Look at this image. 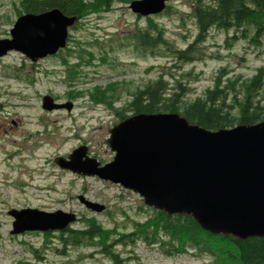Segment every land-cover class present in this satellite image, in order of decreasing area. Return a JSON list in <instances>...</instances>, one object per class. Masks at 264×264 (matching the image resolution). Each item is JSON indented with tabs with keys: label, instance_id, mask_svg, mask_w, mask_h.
<instances>
[{
	"label": "rangeland",
	"instance_id": "rangeland-1",
	"mask_svg": "<svg viewBox=\"0 0 264 264\" xmlns=\"http://www.w3.org/2000/svg\"><path fill=\"white\" fill-rule=\"evenodd\" d=\"M18 0H0V37L10 36L9 30L17 17ZM131 0H96L94 9L79 18L78 27L69 26L74 44L77 41L91 50L92 62L83 65L85 75L73 86L65 82L64 65L59 56H50L32 65L19 50H10L0 58V264H15L21 257L33 260L26 242L39 246L43 231L10 233L13 217L10 208L33 206L45 210L63 209L75 213L70 225L83 223V217H95L105 226L126 223L128 218L143 219L147 215L142 197L119 182L99 176H79L62 169L56 155H65L84 138L92 152L102 162L112 158L114 151L106 137L108 128L118 121L116 113L105 104L91 102L83 94L78 96L72 110H46L41 105L44 93L65 97L67 89L118 82L124 102L130 91L162 74L172 81L171 73L185 75L190 96L203 93L211 85L221 67L225 76L252 74L264 65V35L260 46L248 44L245 38L224 41L227 33L211 27L190 61H182L164 51L163 45L151 53L137 44L132 33L146 22V16L130 8ZM164 9L150 14L165 29V37L172 46L186 48L197 32L190 0H166ZM19 5V3H18ZM165 6V7H166ZM20 7V5H19ZM65 53V52H64ZM115 106V105H114ZM83 192L92 200L104 204L100 211L86 207L76 196ZM122 227V226H121ZM123 247V246H122ZM121 248V247H120ZM131 264H214L207 254L201 256L169 254L154 245L138 241L132 248ZM94 247L68 248V254L54 249L40 251L44 262L69 259L73 264H111Z\"/></svg>",
	"mask_w": 264,
	"mask_h": 264
},
{
	"label": "water",
	"instance_id": "water-1",
	"mask_svg": "<svg viewBox=\"0 0 264 264\" xmlns=\"http://www.w3.org/2000/svg\"><path fill=\"white\" fill-rule=\"evenodd\" d=\"M166 0H131L137 14L162 11ZM77 15L58 7L23 12L0 37V56L14 49L31 60L55 53L67 43ZM46 109L70 107L50 94L42 97ZM114 151L102 165L95 158L82 159L81 147L54 161L64 168L121 183L143 201L168 213L191 215L204 229L239 237L264 235V119L230 127L209 129L190 122L176 111L136 112L109 129L106 138ZM96 211L104 204L79 196ZM10 233L64 228L75 213L33 206L10 208Z\"/></svg>",
	"mask_w": 264,
	"mask_h": 264
},
{
	"label": "trees",
	"instance_id": "trees-1",
	"mask_svg": "<svg viewBox=\"0 0 264 264\" xmlns=\"http://www.w3.org/2000/svg\"><path fill=\"white\" fill-rule=\"evenodd\" d=\"M192 16L197 32L186 48L172 46L165 37V29L153 16L147 15L143 26L132 33L137 44L153 53L161 45L169 55L178 60L190 61L196 57L211 27H216L227 34L224 41L231 44L236 38H245L248 44L260 46L264 35V0H190ZM20 7H19V5ZM17 15L23 12H40L58 7L68 15H77L71 25L78 27L80 19L90 9H94L96 0H18ZM169 4L164 13H169ZM71 33L63 48L59 49L60 61L65 67V82L73 86L85 75L83 65L92 62L91 50L76 40L73 44ZM67 49L64 50L63 49ZM65 52V53H64ZM82 65V67H81ZM228 72L221 67L211 85L203 93L190 96V87L184 79L189 73L179 75L171 73L172 81L162 74L147 81L143 86L130 91L119 105L118 82L95 84L91 87H78L75 92L66 90L73 98L85 94L92 102L105 104L109 109L132 110L134 112L176 111L190 122L209 129L230 127L239 123H254L264 119V65L258 66L248 75ZM115 105V106H114ZM122 105V106H121ZM144 202V201H143ZM145 203V202H144ZM147 215L143 219L128 218L126 223H114L105 226L95 217H83V223L72 227L49 229L42 232L39 246L26 242L32 251L33 260L18 258L15 264H73L69 259L56 263L44 262L46 248L60 254H68V248L94 247V252L102 253L111 264H131L129 259L134 254L127 247H134L138 241L154 245L169 254L189 253L196 256L207 254L214 264H264V235L239 237L233 234H214L204 229L191 215L186 213H168L158 207L145 203ZM122 226V227H121ZM42 231L34 230L33 232ZM30 232V231H26ZM123 246V247H122ZM121 247V248H120Z\"/></svg>",
	"mask_w": 264,
	"mask_h": 264
},
{
	"label": "flooded vegetation",
	"instance_id": "flooded-vegetation-1",
	"mask_svg": "<svg viewBox=\"0 0 264 264\" xmlns=\"http://www.w3.org/2000/svg\"><path fill=\"white\" fill-rule=\"evenodd\" d=\"M2 37H7V36H2ZM63 48V47H62ZM60 49V48H59ZM59 49L55 52V53H53V54H47V55H45V56H43V57H39V58H37L36 60H31V63H32V65H35L36 64V62L37 61H40V60H42V59H45V58H47V57H50V56H59L60 57V53H59ZM64 50H67V49H63V51ZM7 53V52H6ZM5 53V54H6ZM5 54H3V55H1L0 56V58L1 57H4V55ZM59 60H61V59H59ZM62 65H64V63L62 64ZM81 67H82V65H81ZM64 72H65V69H64ZM65 77H66V73H65ZM44 94H50L53 98H54V100L55 101H57V102H66V101H70V107L68 108V107H66V106H62V107H55V108H53V109H57V108H64V109H66V110H72L75 106H76V100L75 99H77L78 98V96L77 97H73V98H71V97H69L67 94H66V92H65V97H63L62 98V96L60 95V94H53L52 92H48V93H44ZM43 94V95H44ZM43 95H42V97H43ZM80 96V95H79ZM89 99V98H88ZM41 100H42V98H41ZM91 102H92V100L91 99H89ZM96 104H102V103H100V102H96ZM41 105H42V101H41ZM103 105V104H102ZM122 106V105H121ZM43 107V106H42ZM44 108V107H43ZM46 109V108H45ZM46 110H50V109H46ZM113 112H115L116 113V117L118 118V121H120L122 118H124V117H126L127 115H130V114H132V113H136V112H134V111H132V110H122V109H120V108H118V109H111ZM117 121V122H118ZM117 122H115V123H117ZM115 123H113L110 127H112ZM110 127L108 128V132H109V129H110ZM108 137V136H107ZM106 137V138H107ZM81 147V149L83 150V154H82V159H85V158H87V157H91V158H95L97 161H99V165H102V164H104L105 162H107V161H104V162H102L101 160H99L95 155H94V152H92L93 150H92V148H91V144H89L84 138H82L80 141H79V143H78V145H76V146H74L72 149H74V148H76V147ZM71 149V150H72ZM70 150V151H71ZM69 151V152H70ZM69 152H67V153H65V155H63V156H67L68 155V153ZM57 156V155H56ZM109 161V160H108ZM62 169H64V170H66V171H69V172H71V173H73V174H76V175H79V176H82V175H84V176H87V175H92V176H98V175H96V174H87V173H83V172H77V171H73L72 169H69V168H64V167H61ZM80 195H84L85 197H87V195L85 194V193H83V192H80V193H78L76 196H80ZM87 198H89V197H87ZM27 231H29V230H27ZM25 232V231H24Z\"/></svg>",
	"mask_w": 264,
	"mask_h": 264
}]
</instances>
